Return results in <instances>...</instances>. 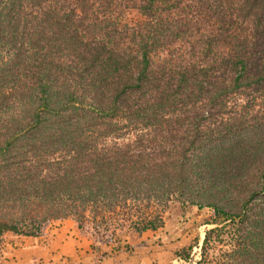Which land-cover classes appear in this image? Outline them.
<instances>
[{"label":"trees","instance_id":"obj_1","mask_svg":"<svg viewBox=\"0 0 264 264\" xmlns=\"http://www.w3.org/2000/svg\"><path fill=\"white\" fill-rule=\"evenodd\" d=\"M176 205L264 264V0H0V242L71 219L102 258Z\"/></svg>","mask_w":264,"mask_h":264},{"label":"rangeland","instance_id":"obj_2","mask_svg":"<svg viewBox=\"0 0 264 264\" xmlns=\"http://www.w3.org/2000/svg\"><path fill=\"white\" fill-rule=\"evenodd\" d=\"M140 17L136 11H132L128 19L136 20ZM213 217L212 210L206 206L187 205L185 207H179V205H176L171 209L164 225L159 230L157 244L159 247H164L161 253L158 252L157 246L151 248L155 243L153 244V242L149 243L147 240H142L141 236L125 237L120 243L103 245L101 246V251L109 254L108 261L111 264H121L122 259L119 258L120 256L117 257V255H120L122 252L121 257L125 256V258L129 259L126 256L127 254L129 255L135 252L134 250H137L136 248L146 245L148 248H146L145 252L139 250L138 253L133 254V259H136L134 256L141 257L148 264H185L182 261H185V256H188L191 259L190 261L194 263L200 257L198 252L199 250L201 251L205 232L207 229L218 227L210 235L208 246L205 249L202 260H200V264H220L229 259V255L231 257L237 255V253H234V249L237 248L238 242H236L237 236L234 234V228L231 225L219 229L222 225H226L224 224L225 222L219 224L206 223L212 220ZM67 221L62 222L61 229L57 228L59 223H61L59 221H52L47 226L42 236L44 237L46 246H49L48 249L51 248L59 252L61 254L60 261L63 264H82V257L87 256L86 253L88 251H91L90 255L94 260V264H101V261L107 255L105 254L104 257L100 258L99 253L95 252L92 248V239L86 233L81 232L74 221L71 219ZM7 234L3 236L0 242V262L1 264H14L8 258V244L6 240L9 237V233ZM47 238H55L56 246H51V239ZM149 245L151 246L150 248ZM156 251L159 254H156ZM140 262L145 264L143 260L138 261V264ZM235 262L233 259L232 263L235 264ZM28 264L33 263L29 262ZM54 264H57V262H54Z\"/></svg>","mask_w":264,"mask_h":264},{"label":"crops","instance_id":"obj_3","mask_svg":"<svg viewBox=\"0 0 264 264\" xmlns=\"http://www.w3.org/2000/svg\"><path fill=\"white\" fill-rule=\"evenodd\" d=\"M67 220L69 219L56 220V221L61 222L59 223L57 228L61 229L62 227L61 225L63 224L62 222L67 221ZM159 230L160 228L155 231H146L142 233V235L140 236L142 240H147L149 243L153 242V244L155 243L153 247L149 245V248L150 247L155 248L157 246L158 252L161 253L164 247L163 246L159 247L157 244V241H158L157 239L159 237V232H160ZM47 239H51L50 240V242L52 243L51 246H56V243L54 241L55 238H47ZM6 243L8 244V247H7L8 248V258L14 264H28L29 262H32L33 264H54V262H57V264H63L61 263L62 261H60L61 254L57 252L56 250L55 251L52 250L51 248L48 249L49 246H46V243H44V237L42 235L33 237V236L13 235L9 233V237H7ZM57 243H59V241H57ZM146 248H148V246L146 247V245L136 248L137 250H134L135 252H132L129 255L128 254L126 255L129 257V259L125 258V256L121 257L122 252L121 253L118 252L120 253V255H117V257L120 256L119 258L122 259L121 264H138V261H141V260H143L145 264H148L147 261H145V259L141 257L134 256L136 259H133V254L138 253L139 250L145 252ZM90 252L88 251V253H86L87 256L82 257L83 258L82 264H94V260L92 259ZM158 252L156 251V254H159ZM106 255L107 257L103 258V261H101V264H111L110 261H108L109 254L107 253ZM149 257H151V255H149ZM140 264H142V262H140Z\"/></svg>","mask_w":264,"mask_h":264},{"label":"built area","instance_id":"obj_4","mask_svg":"<svg viewBox=\"0 0 264 264\" xmlns=\"http://www.w3.org/2000/svg\"><path fill=\"white\" fill-rule=\"evenodd\" d=\"M198 255H200V257L198 258V261L197 262H199L200 260H202V254H201V251L200 250L198 252ZM190 260L191 259H188L189 264H196L197 263V262L192 263ZM180 261H181V259H180ZM182 262H184L185 264H188V262H186V261H182Z\"/></svg>","mask_w":264,"mask_h":264}]
</instances>
